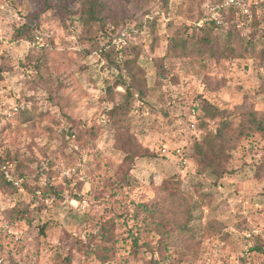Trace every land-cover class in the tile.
<instances>
[{"label": "rangeland", "instance_id": "obj_1", "mask_svg": "<svg viewBox=\"0 0 264 264\" xmlns=\"http://www.w3.org/2000/svg\"><path fill=\"white\" fill-rule=\"evenodd\" d=\"M99 1L85 23V0H0V168L18 181L0 190L1 264H264V140L211 167L195 150L226 121L214 108L264 116V60L171 45L236 25L259 52L264 0ZM124 80L144 97L126 103ZM128 142L150 156L129 166Z\"/></svg>", "mask_w": 264, "mask_h": 264}, {"label": "trees", "instance_id": "obj_2", "mask_svg": "<svg viewBox=\"0 0 264 264\" xmlns=\"http://www.w3.org/2000/svg\"><path fill=\"white\" fill-rule=\"evenodd\" d=\"M85 7L84 5L81 7L80 11L83 14L80 19L85 23H89L91 21H96L98 19L97 14L100 10V1L99 0H85ZM87 15V16H86ZM85 16V17H84ZM86 18V19H85ZM27 24V23H26ZM217 28V25H215ZM219 26L218 28H221ZM34 27L32 25H24V27L16 33V39L19 40L20 32L26 31L30 35L29 38H32V34ZM250 37V36H249ZM175 50H181L182 52H188L190 55L196 54L200 56H209L211 58H246V54H254L255 57H259L261 60H264V46L259 52H255V45L251 38L245 35L241 28H238L236 25H232L226 34L223 37H216L214 40H209L208 37L204 36L199 40L198 46H191L188 41L184 39H179L178 41L175 40L174 43H171ZM121 85L125 88V102L129 103L132 98L135 97V94H138L139 97H144V90L146 86V82L143 81L138 89L135 88L133 84H128L126 80L120 81L118 87ZM135 91V93L133 92ZM215 109V117L218 119H226L224 123H222L216 132L210 133L208 132L204 139L202 140L203 143H196L195 150L198 153L197 155V162L198 163H205L207 167L212 166V162H215V159L219 158L224 150H228L234 146H237L238 143L241 141L243 137H248L253 134H259L262 139L264 140V116L258 114L256 110L251 107H246L245 105L237 107L235 111H227L224 109L214 108ZM238 115H237V113ZM233 116H239L242 122L238 125L235 123V119ZM202 128L206 129V123L200 124ZM118 133L117 135L122 137L123 135H127L129 130L125 129L124 126L122 128H118L116 130ZM219 142L216 143V142ZM206 146H212L216 150L213 153V159L208 161L205 158V148ZM129 153L126 155V162H129L128 165H133L136 159L138 158H145L150 156L148 150L141 153L139 148L133 144L128 142ZM183 160V159H182ZM0 161L2 158L0 157ZM200 161V162H199ZM15 181L8 180L4 177V172L0 168V190H11L17 189L15 187ZM6 219V220H5ZM4 221L9 228H11L10 220L8 216L5 215ZM174 228L177 230V235H169L167 233L168 238L171 242L181 243L186 239H193L194 234L192 233L191 227H189V220L188 223L185 224H177L174 225ZM250 253H264L262 244H256V246L249 249ZM192 252L191 254H194ZM1 256L2 251H1Z\"/></svg>", "mask_w": 264, "mask_h": 264}, {"label": "built area", "instance_id": "obj_3", "mask_svg": "<svg viewBox=\"0 0 264 264\" xmlns=\"http://www.w3.org/2000/svg\"><path fill=\"white\" fill-rule=\"evenodd\" d=\"M239 5V1L238 0H227V6H238ZM7 177H9V175L7 174ZM18 184V183H16ZM2 263L1 257H0V264Z\"/></svg>", "mask_w": 264, "mask_h": 264}]
</instances>
